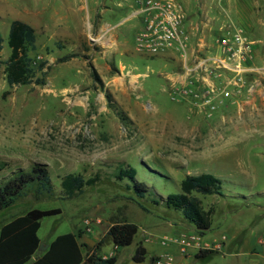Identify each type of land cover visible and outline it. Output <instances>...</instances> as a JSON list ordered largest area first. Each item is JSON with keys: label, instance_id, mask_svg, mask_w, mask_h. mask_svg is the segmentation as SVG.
Instances as JSON below:
<instances>
[{"label": "rangeland", "instance_id": "1", "mask_svg": "<svg viewBox=\"0 0 264 264\" xmlns=\"http://www.w3.org/2000/svg\"><path fill=\"white\" fill-rule=\"evenodd\" d=\"M178 1L193 21L217 12V0ZM132 4L133 0H0V161L7 163L1 175L43 162L56 187L52 197L29 194L0 212V226L34 207H60L61 213L42 219L41 242L49 244L59 234L74 232L81 241L83 236L91 238V244L83 246L86 257L117 254L115 264H154L156 253L180 256L178 243L163 244L161 239L177 236L184 218L181 210L160 199L180 192L187 174L208 168L223 180L227 195L195 193L206 210L215 207L204 239L225 236V245H235L246 236L264 237V136L238 139L226 153L208 154L226 143L213 136L234 128L228 123L229 106L208 119L191 103L172 98L170 75L180 68L179 58L136 49L142 21L131 16ZM15 19L37 30V48L30 55L37 63L47 62L36 73L44 78L42 84L11 87L6 80ZM102 24L116 26L112 32L118 44ZM90 33L99 40L92 42ZM128 166L137 170V181L149 187L144 198L130 188V178L117 176ZM67 173L96 181L66 198L61 179ZM97 218L101 223L89 230L85 221ZM124 220L136 223L139 230L132 244L115 248L106 232ZM148 237L153 240L146 242ZM140 241L149 251L138 263L132 255ZM256 258L248 250L224 246L201 259L192 256L189 264H252Z\"/></svg>", "mask_w": 264, "mask_h": 264}, {"label": "trees", "instance_id": "2", "mask_svg": "<svg viewBox=\"0 0 264 264\" xmlns=\"http://www.w3.org/2000/svg\"><path fill=\"white\" fill-rule=\"evenodd\" d=\"M3 38L0 35V50L3 48ZM11 54L6 60V80L11 87L33 82L42 84L44 78L36 77L38 71H43L46 61L35 62L30 55L31 50L37 48L36 29L20 19L12 21L9 39ZM7 163L0 161V212L14 205L19 199L33 194L37 199L52 197L56 193V187L48 164L34 162L30 168L19 167L10 174L2 176L1 171ZM137 170L134 167H122L118 172L120 179L128 177L133 181L130 188H134L139 198H144L149 187L135 178ZM96 178H86L82 174L67 173L61 179V188L66 198H73L82 193L86 186L93 185ZM196 192L202 194H218L224 196L223 180L210 172L199 174H187L181 182V191L171 193L161 198L166 206L175 210H181L185 219L192 223L200 235L212 226V214L214 206L205 209L202 200L196 196ZM159 203L158 199L154 200ZM60 207L39 208L34 207L23 214L13 217L0 226V264H115L117 254L104 257L93 255L87 257L83 254V246L74 232L57 235L46 250L39 252L41 238L38 231L45 216L59 214ZM139 227L136 223L124 220L114 222L107 230L106 237L117 248L133 243ZM104 239H100L94 250H98ZM211 249H200L197 257L203 258L211 253ZM147 255V249L139 243L132 259L135 262H143Z\"/></svg>", "mask_w": 264, "mask_h": 264}, {"label": "built area", "instance_id": "3", "mask_svg": "<svg viewBox=\"0 0 264 264\" xmlns=\"http://www.w3.org/2000/svg\"><path fill=\"white\" fill-rule=\"evenodd\" d=\"M132 8L131 16H140L142 21L136 49L150 56L167 54L179 58L180 68L170 75L172 98L191 103L196 112L211 119L221 107H228L233 98L246 100L260 95L264 63H254L258 42L242 27L225 24L213 32L209 25L206 31L203 29L206 26L188 23L187 12L178 0H133ZM89 39L97 42L99 37L90 33ZM253 75L261 82L253 81ZM243 111L241 108L240 112ZM99 223V218L85 221L89 230ZM201 236L198 231L174 237L164 235L161 242L174 241L182 252L189 248L219 252L225 246V236L214 243H204ZM259 243L264 247L263 236ZM153 261L154 264H176L175 257L169 252L155 256Z\"/></svg>", "mask_w": 264, "mask_h": 264}, {"label": "crops", "instance_id": "4", "mask_svg": "<svg viewBox=\"0 0 264 264\" xmlns=\"http://www.w3.org/2000/svg\"><path fill=\"white\" fill-rule=\"evenodd\" d=\"M216 5V14L211 17H206L205 20L200 19L201 21H193L189 13L186 11L188 23L198 24L201 27L206 26L205 28H203L206 31L211 27L213 32L216 30V27L225 24H235L239 27H242L250 38L258 42V46L255 49L254 63L256 65L264 63V0H217ZM120 8L125 9L126 5L122 4L120 5ZM115 28L116 26H111L109 24L101 25V29H103L106 34H109V39L117 43V36L115 33L112 32V30H114ZM253 76V81L257 80L261 82L260 79L255 78V75ZM262 83V87L258 90L260 92V95L256 94L254 97L246 100L243 99V97L241 99L233 98V100L228 103V112L230 114L228 116V123H231V126H233L234 128L233 130L227 132L216 133L213 136V139L224 140L226 141V143L220 148L210 150L208 154H216L219 151H224L226 153L227 148L232 147L234 145V141L238 139H253L258 136H264V77H262ZM241 108L244 109L243 112H240ZM225 110L226 109H223L222 112H224ZM250 122L252 124H250ZM201 171L207 172L211 170L207 168L203 170L201 169ZM226 195L227 194L225 193V196ZM181 220V226L179 227L181 230H179L180 232L177 235L192 232L194 231V229L197 230L192 223L185 219V217ZM170 223L175 224V220H170ZM260 237L261 236H246V238L244 239L236 240L235 245L234 242L232 244L230 243V245H225V248H231L232 246L233 249L239 248L248 250V252L252 256L258 257L254 260V263L252 264H264V247L261 246V244L259 243ZM201 238L204 243H214L221 239L219 237L211 241L205 240L203 235L201 236ZM88 240L90 241L91 238L83 236V240L79 241L90 245L91 242L89 243ZM152 240L153 239L151 237L145 238L146 242ZM140 243L145 246L148 253V245L144 244L143 241H140ZM163 253L165 252H161L159 254L156 253L152 255V258ZM197 253V248H189L186 252H182L180 250V256H175L176 264H189V259H191L192 256H195L196 259H201L202 257L199 258L196 256Z\"/></svg>", "mask_w": 264, "mask_h": 264}, {"label": "water", "instance_id": "5", "mask_svg": "<svg viewBox=\"0 0 264 264\" xmlns=\"http://www.w3.org/2000/svg\"><path fill=\"white\" fill-rule=\"evenodd\" d=\"M49 244H45L43 242L40 243V250H46L48 248Z\"/></svg>", "mask_w": 264, "mask_h": 264}]
</instances>
